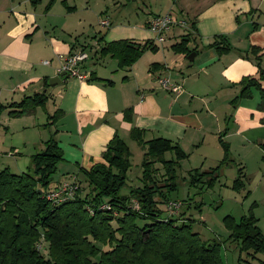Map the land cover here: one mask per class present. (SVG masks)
<instances>
[{
  "label": "crops",
  "instance_id": "1",
  "mask_svg": "<svg viewBox=\"0 0 264 264\" xmlns=\"http://www.w3.org/2000/svg\"><path fill=\"white\" fill-rule=\"evenodd\" d=\"M46 1L0 0V102H19L24 96L48 92L54 111L62 112L47 131L49 135L51 128H56L63 157L52 175V186L78 179L79 167L89 169L102 161V151L114 134L126 143L133 141L129 138L132 127L143 129L145 140L161 136L177 143L187 154L186 160L196 153L195 168H203L205 163L211 168L219 161L222 147L218 136L222 132L230 155L231 148L239 143L264 150V110L257 108L258 93L238 100L233 111L230 105L238 94V88L231 84L258 71L249 49L254 45L264 51V25L259 26L258 12L264 0L202 2L193 16L200 42L193 60L172 51H146L132 66L118 68L109 56L96 60L89 55L91 65H83L92 71L91 80L63 76L50 91V85L44 88L43 80L58 75V54L66 55L73 47L72 51L93 47L100 34L107 42L151 39L159 48L161 44L147 23L155 15L171 12V8L152 12L144 20L134 19L131 24L105 16L100 6L96 10L89 1L54 0L49 9L45 8ZM88 16H95L97 23L108 19L107 30L88 28L93 27ZM218 34L226 35L230 42L232 49L226 54L218 55L208 46ZM44 60L49 64H43ZM260 65L264 67V55ZM159 76L178 84L179 92L159 88ZM127 108L132 110L130 121L124 118ZM201 155L204 160L200 162ZM230 158L235 161L232 155ZM238 163L244 167L242 160Z\"/></svg>",
  "mask_w": 264,
  "mask_h": 264
},
{
  "label": "trees",
  "instance_id": "2",
  "mask_svg": "<svg viewBox=\"0 0 264 264\" xmlns=\"http://www.w3.org/2000/svg\"><path fill=\"white\" fill-rule=\"evenodd\" d=\"M53 1L49 0L45 8L49 9ZM188 23V32L170 46L176 54L188 56L190 52L198 51L188 48L191 35L196 32V22L191 19ZM208 46L218 55L232 49L224 34L215 35ZM86 48L90 49V58L97 60L109 56L116 60L118 68H127L144 52H155L157 45L151 39L107 42L100 34L95 46L86 45L79 50L86 51ZM249 52L258 71L254 76H243L231 84L238 88V94L230 101L232 111L238 100L251 98L254 92L259 95L257 108L264 110V68L260 65L264 51L252 45ZM82 68L86 69L84 65ZM89 73L91 80L93 73ZM46 81L44 78V88ZM47 99L48 95L43 92L24 96L19 102H0V114L6 108L11 116L31 113L35 108L43 107ZM61 114L58 109L49 114L50 120L45 125L54 124ZM124 118L131 120V108L124 110ZM55 134L50 135L40 151L31 155L26 171L15 173L7 167L0 169V264H224L221 257L223 241L219 238L202 240L192 228L194 218L187 213L192 198L187 196L179 200L169 196L178 187L180 161L187 157L177 143L161 136L145 140L144 130L132 127L129 138L142 152L141 175L137 185L131 184L128 193H122L127 185L132 154L128 144L114 134L102 151V161L89 169L79 168L81 178L77 179L74 197L57 204L45 196L58 186H52V175L57 163L63 159ZM222 135L223 132L218 140L224 155L219 163L207 170L192 168L187 171V176H182L189 188L196 189L195 194L214 186L221 176L222 166L233 161ZM167 153L174 156L167 158ZM156 164L163 170L161 179L157 178ZM245 177L244 167L239 166L231 188L243 189ZM169 200L181 202L173 216L165 209ZM103 204L109 208H101ZM201 205L202 202H197L195 207L200 209ZM257 220L252 210L239 220L230 214L222 218L228 231L225 240L237 244L240 253L248 255L246 259L252 261H244L246 264H264V259L256 257L264 253V232ZM40 243L41 249H38ZM240 260L238 257L237 264H242Z\"/></svg>",
  "mask_w": 264,
  "mask_h": 264
},
{
  "label": "rangeland",
  "instance_id": "3",
  "mask_svg": "<svg viewBox=\"0 0 264 264\" xmlns=\"http://www.w3.org/2000/svg\"><path fill=\"white\" fill-rule=\"evenodd\" d=\"M48 1L45 2L46 5ZM79 1H81V3L85 2L86 4L89 1L88 4L91 5V7H95L96 10L100 6L103 13L105 12V16L120 20L122 22L129 21L131 24H133L135 21L134 19L144 20V18L149 16V14L152 12L159 10L164 11V8L170 7L171 12L169 13L171 16L174 18H183L187 25L183 28L173 27L172 29H174V33H172V35L174 36H171L170 34L172 29L165 34V41L161 42L160 47H157L156 49L160 53L162 51H172L170 46L173 43L179 41L181 35L188 32L189 20L193 19L195 21L193 16L195 12L201 7L202 2L205 0ZM185 3L187 8L185 7ZM258 12L260 15L259 26H262L264 25V1L262 2V6ZM96 14H98V12H96ZM94 17L95 16H88V21L90 20L93 26L88 28H94L97 32L99 28L102 27L101 31L105 32L107 27H103L97 23ZM91 32L93 33L92 30ZM196 37L197 36L195 35V32H193L191 35V42L188 43L189 49L197 48L198 44H200L199 40L197 39L198 37ZM86 51L88 54L90 53L89 48H86ZM88 59L85 62L91 65V60L90 58ZM197 86L200 88L204 87L200 85ZM51 88L52 86H48V91H50ZM220 93H222V90H220ZM8 111L9 108H6L0 114V169L7 167L10 172L20 173L28 169L31 155L40 151L43 148V143L49 139L50 135H52V133L47 135L48 127L51 125H45V123L42 124L41 122H44L45 119L46 122L47 120H50L48 119V111L51 115L56 110L54 111L52 100L48 98L45 101L44 106L37 107L35 109L36 112L34 111L32 114L25 113L20 116H11L8 114ZM39 124L42 125L39 126ZM55 129L56 128L52 127L51 132H54ZM127 143L130 146V152L132 154L130 159L131 167L127 171V185L122 189V193H128L130 186H132L131 184L137 185L139 182L138 177L141 175V149L134 141L129 140ZM255 147L257 149L254 147L246 148L239 143L235 149L231 148V155L235 158V161H231L223 165L221 168V176L215 185L211 188L203 189V191L198 194H195V188H189L187 182L182 179V176H187L188 170L195 168L193 166L198 165L197 161H195L196 157L198 156L196 153H194L192 154L193 156H191L188 160H186V157L183 159L184 161H181L182 165L178 170V187L169 195L170 198L179 200H184L187 198V196L192 198H190V207L188 206L189 208H187V213L191 214L194 218L192 228L195 232L200 234L202 240H213L215 238H219L223 241L221 246V257L224 261V264H237L238 257L243 260V262L241 260L239 261L242 264H246L244 261H252L250 258L246 259L248 258V255L245 254V252L240 253L237 244L225 240L226 236L228 235V231L225 229L222 223V218L225 215L230 214L236 220H239L242 215H247L248 212L252 210V213L258 219L257 225L264 232V150L261 151L258 145H255ZM209 152L212 151L208 150L207 153ZM223 155L224 152L222 149L221 158H223ZM231 155L229 150V156L231 157ZM173 156V153H167L166 155L167 158H171ZM199 158H201L200 162L204 160L203 155L199 156ZM221 158L218 160L220 161ZM239 160H242L243 162L246 177L244 179L245 187L238 191L231 188V184L237 175V169L240 166V163H238ZM219 161L215 164L213 163L211 166L214 167L219 163ZM156 167H158L159 171L157 178L161 179L160 173H163L161 165L156 164ZM204 168L209 169L208 163H205L201 170H205ZM78 174L79 175H77V177L81 178L79 169ZM66 180H69V178ZM197 202H202L200 209L195 207ZM256 257L259 259H264V253H259L256 255Z\"/></svg>",
  "mask_w": 264,
  "mask_h": 264
},
{
  "label": "built area",
  "instance_id": "4",
  "mask_svg": "<svg viewBox=\"0 0 264 264\" xmlns=\"http://www.w3.org/2000/svg\"><path fill=\"white\" fill-rule=\"evenodd\" d=\"M99 24L103 27L109 25L108 19H101ZM148 29L154 34L156 42L161 43L165 41V34L173 27L183 28L187 25L183 19H176L170 13L158 14L150 18L148 21ZM59 66L57 73L64 72L67 77L76 78L79 80L88 79L90 73L88 70L82 68L85 61L89 58V54L85 50H77L66 55L58 54ZM43 64H49V60L42 61ZM158 87L171 93H178L180 86L172 82L168 77L159 76L156 78ZM78 189L77 178L71 181H65L59 184L55 189L46 193V199L53 203H63L74 197ZM181 207V202L177 200H169L165 209L167 214L173 216ZM101 208H109L107 204H103ZM91 212L90 209H88ZM41 249V243L38 245Z\"/></svg>",
  "mask_w": 264,
  "mask_h": 264
},
{
  "label": "water",
  "instance_id": "5",
  "mask_svg": "<svg viewBox=\"0 0 264 264\" xmlns=\"http://www.w3.org/2000/svg\"><path fill=\"white\" fill-rule=\"evenodd\" d=\"M194 56H195V53L192 52V53H190V54L188 55V59H189V60H193ZM63 76H65V73H64V72H61V73H59L58 75H56L55 77L50 78V79L47 81V85L53 86V85H55V84L60 83V81H61V77H63Z\"/></svg>",
  "mask_w": 264,
  "mask_h": 264
}]
</instances>
